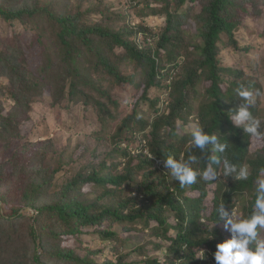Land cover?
I'll use <instances>...</instances> for the list:
<instances>
[{
	"label": "trees",
	"instance_id": "trees-1",
	"mask_svg": "<svg viewBox=\"0 0 264 264\" xmlns=\"http://www.w3.org/2000/svg\"><path fill=\"white\" fill-rule=\"evenodd\" d=\"M105 1L0 0V19L27 26L40 55L34 58L38 65H29V53L0 37V77L13 84L0 86V97L9 103L0 102V264H216V245L232 235L219 205L250 215L255 182L264 170V137L244 133L230 120L242 102L237 89L243 85L260 93L250 110L264 132L263 88L246 73L258 65L249 57L244 65H222L220 54L227 46L231 52L241 49L235 38L240 14H249L252 5L257 10L264 0H131L128 8L136 17L164 19L157 27L131 21L126 7L121 12ZM202 82L207 87L199 90ZM128 85L139 93L131 112L119 117ZM152 89L166 90L161 103ZM38 101L69 114L82 105L104 127L113 124L112 132L106 136L98 129L94 147L82 143L78 157L68 147L59 150L53 139L19 145L28 136L22 125L31 121ZM148 103L149 110L142 111ZM194 126L226 143L225 152L215 155L237 171L247 167L248 178L224 176L223 166L214 164L217 180L197 176L182 186L165 167L166 158L194 156L192 167L202 171L213 155L211 146L202 153L191 143ZM107 137L112 150L99 152ZM253 139L260 141L254 151ZM125 142L136 152L121 147ZM87 151L103 155L101 163L87 159L70 175ZM119 154L126 158L123 170L116 163ZM87 186L102 191L86 200ZM28 208L35 213H25ZM147 229L153 239L141 244L138 234ZM88 236L109 245L112 258L97 259L103 249L89 248ZM65 238L84 253L76 244L63 245ZM151 247L162 251L150 254Z\"/></svg>",
	"mask_w": 264,
	"mask_h": 264
},
{
	"label": "rangeland",
	"instance_id": "rangeland-1",
	"mask_svg": "<svg viewBox=\"0 0 264 264\" xmlns=\"http://www.w3.org/2000/svg\"><path fill=\"white\" fill-rule=\"evenodd\" d=\"M74 1L75 0H73V2ZM100 1L102 0H93L92 3L99 4ZM130 1L131 0H106L105 3H112V6L119 8V11L121 12L122 9L126 7V13L129 15V20H135L136 23H140L142 20H144L147 25H156V27L157 25H164V19L159 18L157 16H148L145 19L136 17V10L134 8H128ZM254 8V5H252L250 6L249 14H240V21L242 23L241 26L235 31V38L238 40L241 49L235 50V52H231L230 46H227V48L224 49V51H222V53L220 54V59L222 65H244L248 57L250 59L255 60L256 63L252 65H258L257 70H254L255 67L251 66L250 69L246 68V73L252 74L253 76L259 79L263 88V92L261 94V103L264 107V2H261L257 6V10ZM97 15L100 14H93V18L95 20L99 19ZM121 20L125 22L123 18H121ZM194 31L195 30H193L192 33ZM0 37L6 38L5 42L11 44V46L23 48L27 53H29L31 60H33L32 62H30L31 60L29 61V65H38L37 62H35L34 58L39 60V58H37L39 53H36L32 48L33 44L31 41L34 39L33 32L27 30V26L20 23H16L14 25H10L8 23L6 24L0 19ZM188 39L190 41H195L194 36L192 34H188ZM226 40H228V38L226 35H224L223 41L225 42ZM0 86L9 87L13 89V84L11 83V81L4 77H0ZM204 87H207L205 82H202L198 86L199 90H203ZM117 91L120 93L119 90ZM137 93H139V91L134 89L133 86L130 85H128L126 92H121L122 100L120 102L118 110L116 111L119 117H125L131 112L132 104L134 103V98ZM165 93L166 90H151V96L157 98L159 97V103H161L163 99H165ZM0 102L4 103L6 106L9 105L8 101H6L4 97H0ZM158 102H156V104H159ZM149 105L150 103L143 104L141 110H149L151 106ZM77 108L78 109L76 111L74 110L71 114H69L67 111L63 110L55 111L54 109H51L47 103L38 101L33 105V110L30 112V115L32 116L31 121L26 120L25 123L22 125V133L28 136L20 140L19 145L24 142H27V140L29 139H34V143L44 142L45 140L47 141L48 139H53L56 147L59 148V150L63 149L64 147H68L74 157H78V155L83 153V145H81L82 143L86 142V144L90 148L94 147L97 142L96 138L98 137V134L96 131L98 129L104 135L109 136L108 132H112L110 130L113 129V124L110 123L104 127L100 124L99 120H97L91 113L85 111L82 105L77 106ZM31 136L33 137L28 138ZM139 136L141 137V135ZM101 143L102 145L99 149V152L103 151L104 149L112 150L113 144H111L109 137L102 140ZM259 145L260 141L253 139L251 147L252 150L254 151L257 147H259ZM121 147H127L129 151L131 150L136 152V146L134 144L125 142L121 144ZM85 155L86 156L83 157L82 161L77 160L76 162H74V168L72 171H70V175L76 172L74 171V169L77 170L83 163V161L89 159L88 161H93L98 165L99 163H101L103 157V155H101L102 157L100 158L92 157L91 151H87ZM116 159V163H121L119 165V169H122L124 167V163L126 162V158L119 154ZM2 160L3 148L0 145V162ZM158 162L160 163V161ZM85 189L86 193L88 194V196L85 198L86 200H89V198L93 197L94 194L101 193L102 191L101 188L96 186H87ZM8 210L9 209L7 207L3 208L4 213H7ZM24 212L29 215L35 213L34 210L30 208L24 209ZM140 225L141 223H137L135 226L140 227ZM145 232L147 233L146 235H140V233L138 234L141 244H144L148 241H152L151 239H153L152 236L149 234L150 232L148 231V229ZM260 239H264V229L261 230ZM84 242L87 245L89 244L91 246L89 248L91 249H96V247L103 249V252L98 255H95V257H98L97 259H99L100 261H103L108 257L112 258L109 245H104L100 243L97 238L92 240L91 236H88L84 238ZM74 244H76V242L73 238H65V241L63 242V245L72 246ZM76 245L78 246V249L84 253L85 248L83 246L80 248L79 244ZM161 251V249L156 250L154 249V247H151L150 254L154 252L155 254L159 255ZM134 256L138 257V252L134 253ZM113 258L116 261L115 255L113 256Z\"/></svg>",
	"mask_w": 264,
	"mask_h": 264
},
{
	"label": "clouds",
	"instance_id": "clouds-1",
	"mask_svg": "<svg viewBox=\"0 0 264 264\" xmlns=\"http://www.w3.org/2000/svg\"><path fill=\"white\" fill-rule=\"evenodd\" d=\"M237 94L241 98V103L236 106L230 120L237 127L243 129L253 137H264L261 132V120L254 116L251 107L256 103V97L259 92L253 93L241 85L237 89ZM192 137L191 143L201 152H205L208 146H211L213 155L207 157L206 167L200 171L194 169L196 157L189 156L187 159L181 157L179 160L169 156L164 161L165 167L170 169L171 175L184 185H191L200 176L206 181H215L219 176L218 171L213 165L223 166V175L232 176L235 179H247L249 172L247 167H241L237 171L236 165L230 163L223 156H217L215 153L223 154L227 149L226 143H221L215 134H209L200 126H194L190 129ZM255 203L253 211L248 216H242L238 208L228 210L224 204H220L218 212L226 220L225 227L230 225L232 233L231 238L216 245V251L213 253L216 264H264V239L258 238V229H264V170L256 179ZM214 226V225H213ZM211 238V237H210ZM204 251L198 257L203 258Z\"/></svg>",
	"mask_w": 264,
	"mask_h": 264
}]
</instances>
